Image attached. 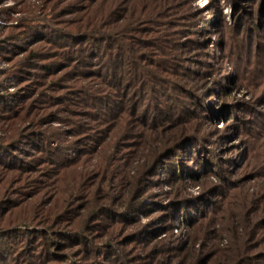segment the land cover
Masks as SVG:
<instances>
[{
	"label": "rangeland",
	"instance_id": "1",
	"mask_svg": "<svg viewBox=\"0 0 264 264\" xmlns=\"http://www.w3.org/2000/svg\"><path fill=\"white\" fill-rule=\"evenodd\" d=\"M0 264H264V0H0Z\"/></svg>",
	"mask_w": 264,
	"mask_h": 264
},
{
	"label": "trees",
	"instance_id": "2",
	"mask_svg": "<svg viewBox=\"0 0 264 264\" xmlns=\"http://www.w3.org/2000/svg\"><path fill=\"white\" fill-rule=\"evenodd\" d=\"M89 18V17H88ZM90 19V18H89Z\"/></svg>",
	"mask_w": 264,
	"mask_h": 264
}]
</instances>
